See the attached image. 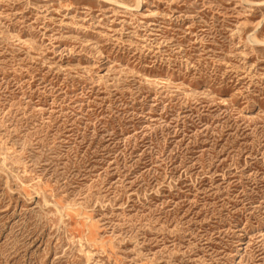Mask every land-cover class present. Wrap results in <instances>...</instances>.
I'll return each instance as SVG.
<instances>
[{
  "label": "rangeland",
  "instance_id": "obj_1",
  "mask_svg": "<svg viewBox=\"0 0 264 264\" xmlns=\"http://www.w3.org/2000/svg\"><path fill=\"white\" fill-rule=\"evenodd\" d=\"M0 264H264V0H0Z\"/></svg>",
  "mask_w": 264,
  "mask_h": 264
}]
</instances>
